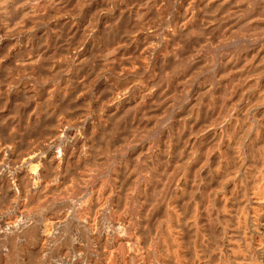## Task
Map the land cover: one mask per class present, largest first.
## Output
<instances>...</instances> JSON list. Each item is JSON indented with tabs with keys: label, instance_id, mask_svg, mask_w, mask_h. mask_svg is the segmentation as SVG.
Segmentation results:
<instances>
[{
	"label": "clouds",
	"instance_id": "obj_1",
	"mask_svg": "<svg viewBox=\"0 0 264 264\" xmlns=\"http://www.w3.org/2000/svg\"><path fill=\"white\" fill-rule=\"evenodd\" d=\"M89 5L0 0V264H264V0Z\"/></svg>",
	"mask_w": 264,
	"mask_h": 264
},
{
	"label": "bare ground",
	"instance_id": "obj_2",
	"mask_svg": "<svg viewBox=\"0 0 264 264\" xmlns=\"http://www.w3.org/2000/svg\"><path fill=\"white\" fill-rule=\"evenodd\" d=\"M95 4H101V5H102V0H93V5H89V7L94 6ZM186 10H187V9H186ZM84 11H85V13H87L88 8L86 7V8L84 9ZM76 26H77V27L80 26L78 22H77V25H76ZM81 35H83V33H81ZM86 51H87V47H85L84 49H82V52H86ZM218 114H219V113H217V115H218ZM209 131H211V129H210ZM205 135H208V133L206 132ZM128 244H129V246H130L131 242L129 241ZM110 255H114V252L110 253ZM178 264H182V262H181L179 259H178Z\"/></svg>",
	"mask_w": 264,
	"mask_h": 264
}]
</instances>
